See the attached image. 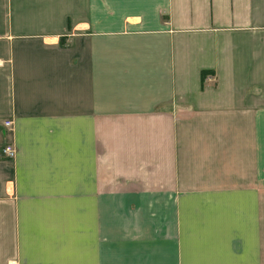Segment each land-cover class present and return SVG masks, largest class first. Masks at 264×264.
Here are the masks:
<instances>
[{"label": "crops", "instance_id": "crops-1", "mask_svg": "<svg viewBox=\"0 0 264 264\" xmlns=\"http://www.w3.org/2000/svg\"><path fill=\"white\" fill-rule=\"evenodd\" d=\"M257 187L264 0H0V264H223L178 204Z\"/></svg>", "mask_w": 264, "mask_h": 264}, {"label": "rangeland", "instance_id": "rangeland-1", "mask_svg": "<svg viewBox=\"0 0 264 264\" xmlns=\"http://www.w3.org/2000/svg\"><path fill=\"white\" fill-rule=\"evenodd\" d=\"M218 191V195L223 192V199L210 193L202 198L203 202H191L199 200V197H185V202L178 204V211L182 215L180 224L184 223V228L189 233H195V229L199 232L200 225H205L206 242L213 245L218 242L225 247L223 261H220L223 264L240 263L239 256L242 257L244 253L238 254L237 251L233 254V246H241V249L250 246L253 250L251 259L256 258L257 264H264V187L256 188L255 199L249 196L248 188H224ZM116 244L113 246L112 261H106L107 264H124L127 260L123 256L127 254V248L121 247L120 243ZM201 254L191 252L189 255ZM211 254L209 253L208 259H211Z\"/></svg>", "mask_w": 264, "mask_h": 264}, {"label": "built area", "instance_id": "built-area-1", "mask_svg": "<svg viewBox=\"0 0 264 264\" xmlns=\"http://www.w3.org/2000/svg\"><path fill=\"white\" fill-rule=\"evenodd\" d=\"M4 125L9 126L10 121H5ZM2 152L4 153L6 157L12 158L15 153V150L11 145L7 144L6 146L3 147Z\"/></svg>", "mask_w": 264, "mask_h": 264}]
</instances>
